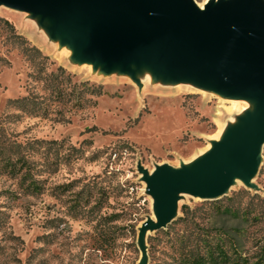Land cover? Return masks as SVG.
Instances as JSON below:
<instances>
[{
	"label": "rangeland",
	"instance_id": "rangeland-1",
	"mask_svg": "<svg viewBox=\"0 0 264 264\" xmlns=\"http://www.w3.org/2000/svg\"><path fill=\"white\" fill-rule=\"evenodd\" d=\"M51 26L0 7V264H140V228L155 219L145 172L195 170L256 102L232 101L211 82L156 79L144 63L132 76L122 64L80 61L59 33L60 50L49 42ZM52 72L65 77L58 91L45 80ZM27 95L40 113L9 104ZM238 180L217 200L176 194L173 220L144 235L146 264H175L191 234L235 244L255 264L264 254V148L250 184Z\"/></svg>",
	"mask_w": 264,
	"mask_h": 264
},
{
	"label": "water",
	"instance_id": "water-1",
	"mask_svg": "<svg viewBox=\"0 0 264 264\" xmlns=\"http://www.w3.org/2000/svg\"><path fill=\"white\" fill-rule=\"evenodd\" d=\"M52 20V37L76 51V58L110 69L144 63L154 77L211 82L224 95L256 102L235 136L195 163V170L169 164L145 172L155 219L140 228L158 231L174 218L178 193L203 200L228 194L236 179L250 184L264 148V0H0V7Z\"/></svg>",
	"mask_w": 264,
	"mask_h": 264
},
{
	"label": "trees",
	"instance_id": "trees-1",
	"mask_svg": "<svg viewBox=\"0 0 264 264\" xmlns=\"http://www.w3.org/2000/svg\"><path fill=\"white\" fill-rule=\"evenodd\" d=\"M12 28L13 25L7 20H4ZM61 74H65L63 67H60ZM61 74L58 72H52L46 75L45 80L49 82L48 86H53L52 90L58 91V85L64 82V78H60ZM69 78V77H68ZM91 95L97 94L95 91L90 92ZM9 104H13L18 108L29 111L35 109L36 112H41L42 107L37 97L32 95H27L22 98L10 99ZM7 163L6 166H8ZM15 170V165L11 167ZM217 208H221L219 203H216ZM183 211H187L188 207L183 206ZM226 210L235 212L238 209L226 206ZM232 211V212H234ZM181 217H179L180 219ZM191 234L187 239H182V242L178 245L176 252L178 254L175 256V264H250L249 258L244 256L235 244H228L223 239L209 240L204 239L203 241H198V236H192ZM193 244V240H196ZM255 264H264V254L261 255Z\"/></svg>",
	"mask_w": 264,
	"mask_h": 264
},
{
	"label": "bare ground",
	"instance_id": "bare-ground-1",
	"mask_svg": "<svg viewBox=\"0 0 264 264\" xmlns=\"http://www.w3.org/2000/svg\"><path fill=\"white\" fill-rule=\"evenodd\" d=\"M210 1H213L214 3H216L218 0H205V1L202 2V3H198V2H196V4H197V6H198L200 9H204V8H205V5H206L207 3H209ZM1 7H5V6H1ZM44 35H45V37L49 40V42H51V43L57 45V42H56V39H55V38H49L46 32H44ZM57 48H58V45H57ZM58 49L60 50L61 48H58ZM224 96H226V95H224ZM228 99H230V100H232V101H245V100H246V97H244V96H242V95H230V97H228ZM237 181H239V180L237 179Z\"/></svg>",
	"mask_w": 264,
	"mask_h": 264
}]
</instances>
